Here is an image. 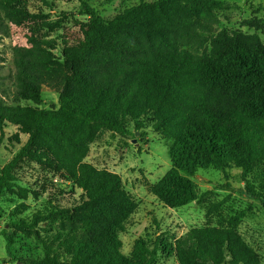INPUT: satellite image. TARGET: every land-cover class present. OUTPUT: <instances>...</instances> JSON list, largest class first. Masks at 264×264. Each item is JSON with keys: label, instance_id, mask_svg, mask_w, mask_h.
I'll return each instance as SVG.
<instances>
[{"label": "trees", "instance_id": "trees-1", "mask_svg": "<svg viewBox=\"0 0 264 264\" xmlns=\"http://www.w3.org/2000/svg\"><path fill=\"white\" fill-rule=\"evenodd\" d=\"M230 9L223 0H139L104 17L82 0V38L58 57L56 40L42 35L51 27L40 22L42 14L24 0H0V34L8 20L27 30L29 45L13 49L18 105L0 103V134L8 123L28 135L0 166V198L14 188L28 193L15 173L24 159L66 175L83 191L78 205L49 206L30 219L17 216L24 204L17 207L10 226L34 235L44 249L27 264H158L163 256L179 264H260L233 225L192 228L179 238L147 235L124 254L118 233L136 200L119 174L85 162L101 130L133 136L148 119L174 140L171 169L149 188L165 207L195 202L191 177L207 168L241 169L246 195L264 204V43L257 34L215 31L217 12ZM244 23L264 29V19ZM208 45L210 52H201ZM45 86L59 94L57 109L42 107ZM48 222L60 230L43 233ZM2 234L10 253L16 233Z\"/></svg>", "mask_w": 264, "mask_h": 264}, {"label": "rangeland", "instance_id": "rangeland-1", "mask_svg": "<svg viewBox=\"0 0 264 264\" xmlns=\"http://www.w3.org/2000/svg\"><path fill=\"white\" fill-rule=\"evenodd\" d=\"M32 13L42 14L40 22L51 24L42 31L43 37L55 39L58 47L53 53L60 57L63 46L76 44L82 38L80 23L87 20L82 14V0H24ZM104 17H112L131 7L139 0H84ZM231 5L227 11L217 12L215 31L257 34L264 43V29L245 24L253 18L264 19V0H223ZM6 34H0V103L16 106L14 100L15 72L14 47L28 45L27 30L8 20ZM211 46L201 52L209 53ZM42 107H59V94L44 87ZM26 103L21 102L24 106ZM129 129L134 132L132 123ZM18 135L19 141L15 140ZM28 135L20 133L17 126L6 124L0 134V166L7 164L25 145ZM174 140L156 133L151 120L132 135L113 134L107 130L98 133L85 158L99 169L119 174L126 191L135 198L137 209L132 213L127 228L119 232L122 252L129 255L139 238L164 233L169 238H179L192 228L204 226L227 227L233 225L246 244L253 249L264 264V204L248 197L241 169L231 168L226 173L214 168L199 169L192 181L198 199L182 208L165 207L149 191L150 186L162 179L171 169L170 148ZM19 186L28 193L14 188L0 198V264H27L29 258H41L44 249L34 235L10 226L12 215L20 204L24 209L18 217L32 218L34 213L49 206L72 208L78 205L83 191L62 173L47 168L39 161L24 159L15 169ZM251 178V176H250ZM42 230H60L59 223H45ZM16 233L10 253L2 231ZM43 232V231H42ZM44 233V232H43ZM158 264H179L173 257H161Z\"/></svg>", "mask_w": 264, "mask_h": 264}]
</instances>
